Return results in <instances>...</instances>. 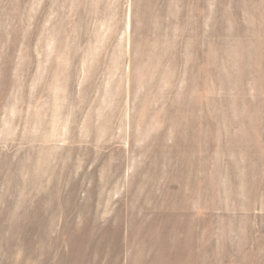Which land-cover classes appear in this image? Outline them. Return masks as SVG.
<instances>
[{
	"label": "rangeland",
	"instance_id": "rangeland-1",
	"mask_svg": "<svg viewBox=\"0 0 264 264\" xmlns=\"http://www.w3.org/2000/svg\"><path fill=\"white\" fill-rule=\"evenodd\" d=\"M0 264H264V0H0Z\"/></svg>",
	"mask_w": 264,
	"mask_h": 264
}]
</instances>
